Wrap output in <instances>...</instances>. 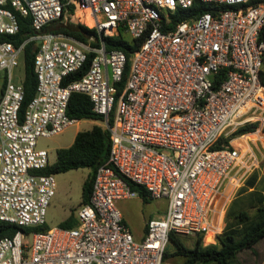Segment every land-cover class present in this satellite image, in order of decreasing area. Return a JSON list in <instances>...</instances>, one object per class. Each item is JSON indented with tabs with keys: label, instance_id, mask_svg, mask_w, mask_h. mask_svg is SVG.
I'll use <instances>...</instances> for the list:
<instances>
[{
	"label": "built area",
	"instance_id": "1",
	"mask_svg": "<svg viewBox=\"0 0 264 264\" xmlns=\"http://www.w3.org/2000/svg\"><path fill=\"white\" fill-rule=\"evenodd\" d=\"M194 1L0 0V219L45 223L56 181L40 171L50 162L37 137L76 120L66 112L72 91L89 96L110 138L76 224L1 236L0 264H162L172 231L215 242L227 199L264 158V0H199L215 8L171 21ZM18 15L30 16L34 32L15 43L8 35ZM58 17L95 27L99 39L42 29ZM119 28L143 36L127 69L125 52L103 38ZM29 40L36 84L21 113L24 88L12 70ZM90 52L85 72L64 83ZM250 122L253 129L234 134ZM128 180L167 198L141 239L117 205L136 193Z\"/></svg>",
	"mask_w": 264,
	"mask_h": 264
},
{
	"label": "trees",
	"instance_id": "2",
	"mask_svg": "<svg viewBox=\"0 0 264 264\" xmlns=\"http://www.w3.org/2000/svg\"><path fill=\"white\" fill-rule=\"evenodd\" d=\"M252 1V0H251ZM221 6V5H220ZM223 6V5H222ZM214 4L195 0L191 6L183 8L178 6L171 13V21L187 18L192 13H201L207 10H213ZM19 29L15 34L8 35L15 43L20 42L34 32L31 25L30 16L18 15ZM43 30L51 29L63 31L80 40H87L89 36L99 39V33L93 26L70 18L66 21L62 17L53 19L45 24ZM105 47L122 49L126 56V69L129 64L132 51L142 42V37L128 38L123 34V30L119 28L118 33L114 35H103ZM36 50L34 40H29L24 48L25 74L22 78L24 88V98L21 104L20 112L22 113L27 102L33 96L35 91L36 78L33 71V56ZM93 53L88 54V58L81 68L71 72L63 82L71 79L79 78L87 69L89 61ZM261 81L264 83V67L260 71ZM67 114L76 120L82 118H90L102 120L101 114L92 109V102L86 93L72 91L67 103ZM256 122L245 123L237 128L234 134H240L253 129ZM264 131V127H263ZM110 145L108 130L94 123L91 127L79 129L69 145L56 148L55 160L42 168L41 172H60L72 168L88 167L89 171L82 183L81 200L82 204L89 200L90 192L95 171L97 167L107 160ZM258 171H254L239 187L238 192L241 193L249 186L248 194L244 197L249 205L248 208H239L232 210L235 197L230 201L226 213L225 224L220 232L216 234V241L203 244L201 235H197L192 245H187L181 234H169L168 246H172L171 250L166 245L163 253V261L168 257L176 256L181 259L179 264H193L196 261L215 260L217 264H232L231 259L236 253L243 248H251L253 244L262 236H264V193L257 186ZM130 187L137 191L143 199L151 197L149 192L141 185L128 180ZM250 208V209H249ZM76 224L71 216L62 220L59 225L71 227ZM18 228L26 232L46 230L49 226L46 223L21 226L16 223L0 219V237L13 234Z\"/></svg>",
	"mask_w": 264,
	"mask_h": 264
},
{
	"label": "rangeland",
	"instance_id": "3",
	"mask_svg": "<svg viewBox=\"0 0 264 264\" xmlns=\"http://www.w3.org/2000/svg\"><path fill=\"white\" fill-rule=\"evenodd\" d=\"M123 34L126 37L131 38L129 33L123 31ZM12 73L14 80L23 78L25 74V61L22 54L19 56V63L13 68ZM93 123H99L102 126L104 125L102 120L90 118L78 119L58 133L49 136L37 137V146L48 149V158L51 163L55 160L57 147L69 145L73 139L75 131L78 129L89 128L93 125ZM258 170L256 185L259 186V188L264 189V158ZM88 171V167H78L54 173L56 188L46 208L45 214V223L49 227L57 225L60 218L65 216H71L72 220L77 221V208L80 205L79 202L81 200L82 183ZM238 193V190H235L234 193L230 195V199L233 196L236 197ZM230 199H227V203L225 204L226 209ZM244 200V196L236 199L232 205V210L236 211L239 209L241 207V202ZM117 205L125 218H127L131 223L133 227L132 229H134L135 225H137L136 223L144 222V220L150 216L161 214L167 207V198L148 197L147 199H143V197L136 191V193L129 198L117 200ZM181 236H183L182 238L184 242L189 246L194 243V239L196 238L195 234ZM206 239H214L212 232L207 234ZM171 247L172 246H168L170 250ZM237 258L242 264H264V240L259 241L251 248L242 249L238 252ZM180 261L181 259L173 256L168 257L166 259L167 263L163 261L162 264H179ZM231 262L232 264H236L235 257H232ZM196 264H217V262L215 260H207L205 262L197 261Z\"/></svg>",
	"mask_w": 264,
	"mask_h": 264
},
{
	"label": "crops",
	"instance_id": "4",
	"mask_svg": "<svg viewBox=\"0 0 264 264\" xmlns=\"http://www.w3.org/2000/svg\"><path fill=\"white\" fill-rule=\"evenodd\" d=\"M4 76H5V71L4 70H0V94H1V91H2V87H3V84H4ZM94 124V123H93ZM79 130V129H78ZM77 130V131H78ZM77 131H75V133L77 132ZM75 135V134H74ZM73 138H74V136H73ZM73 140V139H72ZM72 142V141H71ZM70 144V143H69ZM252 187L251 186H249V188H247V190H245V191H243V192H241V193H238V195L235 197V200L236 199H238V198H240V197H243V196H245L246 194H248V190H250ZM262 191H263V193H264V189L263 188H260ZM232 198H234V196L232 197ZM232 198H231V200H232ZM230 200V201H231ZM230 201H229V203H230ZM229 205V204H228ZM249 207V205H248V203H247V201H246V198H245V200L244 201H242L241 202V207L240 208H248ZM122 212V211H121ZM122 215H123V213H122ZM150 217H152V216H150ZM150 217H148V218H150ZM67 218V216H65V217H61L60 218V220H59V223L62 221V220H64V219H66ZM123 218H124V220L126 221V223L128 224V226H129V228H130V230L132 231V233L134 234V236L137 238V239H141L143 236H144V234H145V231H146V222H147V220H148V218H146L145 220H144V222H141V223H136L137 225H135V227H134V229H132L133 227H132V225H131V223L128 221V219L127 218H125V216L123 215ZM58 223V224H59ZM262 240H264V236H262V237H260L253 245H255L256 243H258L259 241H262ZM244 249V248H243ZM242 250V249H241ZM241 250H239V251H241ZM238 251V252H239ZM238 252L236 253V255H235V260H236V264H242L241 263V261L237 258V254H238ZM165 261V263H167L166 262V260H164ZM203 262H205V261H203ZM197 263V261L195 262V263H193V264H196Z\"/></svg>",
	"mask_w": 264,
	"mask_h": 264
},
{
	"label": "bare ground",
	"instance_id": "5",
	"mask_svg": "<svg viewBox=\"0 0 264 264\" xmlns=\"http://www.w3.org/2000/svg\"><path fill=\"white\" fill-rule=\"evenodd\" d=\"M210 232H208V234H209Z\"/></svg>",
	"mask_w": 264,
	"mask_h": 264
}]
</instances>
